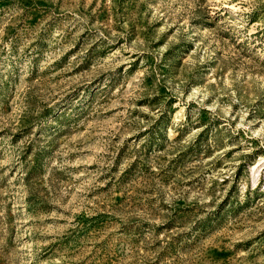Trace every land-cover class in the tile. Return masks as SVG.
Masks as SVG:
<instances>
[{
	"label": "rangeland",
	"instance_id": "rangeland-1",
	"mask_svg": "<svg viewBox=\"0 0 264 264\" xmlns=\"http://www.w3.org/2000/svg\"><path fill=\"white\" fill-rule=\"evenodd\" d=\"M0 264H264V0H0Z\"/></svg>",
	"mask_w": 264,
	"mask_h": 264
}]
</instances>
